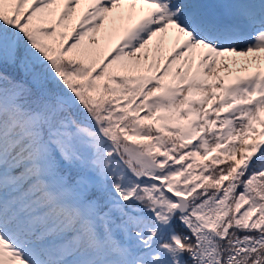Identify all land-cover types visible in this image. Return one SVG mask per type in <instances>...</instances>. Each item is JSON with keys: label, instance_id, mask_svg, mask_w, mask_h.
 I'll list each match as a JSON object with an SVG mask.
<instances>
[{"label": "snow or ice", "instance_id": "snow-or-ice-1", "mask_svg": "<svg viewBox=\"0 0 264 264\" xmlns=\"http://www.w3.org/2000/svg\"><path fill=\"white\" fill-rule=\"evenodd\" d=\"M0 264H264V0H0Z\"/></svg>", "mask_w": 264, "mask_h": 264}]
</instances>
